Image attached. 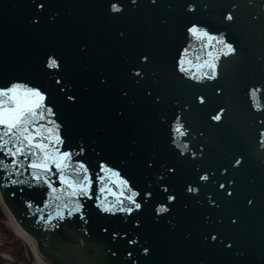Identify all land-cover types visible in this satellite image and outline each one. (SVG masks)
Wrapping results in <instances>:
<instances>
[{
  "label": "water",
  "instance_id": "1",
  "mask_svg": "<svg viewBox=\"0 0 264 264\" xmlns=\"http://www.w3.org/2000/svg\"><path fill=\"white\" fill-rule=\"evenodd\" d=\"M16 85L46 95L67 172L92 181L68 197L54 164L56 193L27 163L23 183L0 169L2 203L51 264H264V0H0V89ZM120 181L142 207L106 213L131 206Z\"/></svg>",
  "mask_w": 264,
  "mask_h": 264
},
{
  "label": "snow or ice",
  "instance_id": "2",
  "mask_svg": "<svg viewBox=\"0 0 264 264\" xmlns=\"http://www.w3.org/2000/svg\"><path fill=\"white\" fill-rule=\"evenodd\" d=\"M43 8V4L39 5ZM113 11H120V9L113 5ZM227 19L231 20L232 16L229 15ZM189 32L197 40L203 41L207 38L208 44L212 43L214 37L210 36L208 32L199 30L195 25L189 29ZM218 43L223 44V40H219ZM227 52L224 54L232 53L234 48L231 45H225ZM211 57L212 54L208 53ZM146 59V58H145ZM199 59V57H197ZM188 65H192V61H186ZM185 61H180L179 66L180 70L188 72L189 68L184 67ZM49 68H58L59 62L56 59L50 58L48 63ZM196 71L199 72L202 68H208L210 71L204 73V77L209 80L215 79V68L216 64L211 61H205L202 64L195 65ZM139 75V73H137ZM192 78H198L193 76ZM46 95L42 94L40 90H35L27 86H12L8 89H0V153H3L4 157L13 158L11 163H6L5 159H0V169H12L8 172L9 179L13 175H22V173L16 171L17 168H23L27 163V167L33 170H39L29 173L35 181H43L48 184L51 188L52 193L57 192V188L52 187L51 182L49 181V175L52 173V169L49 164H54L57 171L60 173V178L63 183L67 186L70 191H67L65 194L68 197H77V196H88L90 191L91 178L87 175L88 169L84 167L81 163L78 166L72 168L71 172H67L69 169V164L66 161H69L71 154H61L59 152L58 145L62 144L63 141L60 138L59 129L55 126L54 121L48 119L54 115L52 109L45 104ZM201 102H203L201 98ZM213 120H219L220 115L217 114L212 117ZM41 121L45 123L41 124ZM48 125H53L49 127ZM183 126L177 121L176 126L173 128L174 133V143H179L176 139L175 134L179 136H184L185 131L182 130ZM264 146V144H262ZM23 157V160L18 159ZM239 163V161H237ZM105 173L110 172V169H103ZM169 171H174L169 169ZM83 173V175H81ZM53 175L55 173H52ZM112 176H118L116 172H111ZM110 179V177H109ZM203 180H207V176L201 177ZM99 175L96 177V182L99 183ZM13 184L23 183L22 180H11ZM120 183L127 188V191L130 193L128 196L124 197L129 202L128 207L124 206V200H121L117 197L116 201L112 203L111 207L104 202L100 201V205L103 208V211L106 213H114L116 211L132 213L134 209H140L142 207L141 203L137 201L139 193L131 187H128L127 181H120ZM224 187V185H221ZM104 189L97 188V193L103 191ZM111 192L110 188L106 189ZM189 192L196 191L191 186L187 189ZM60 191H64L61 189ZM231 193H229L230 195ZM115 195V193H113ZM121 196H124L123 191L120 193ZM148 195H151L150 193ZM99 198V197H98ZM55 200L61 199L60 196H55ZM174 197H169V200H173ZM77 206L74 211L82 214V209L79 206V201H76ZM251 203V202H250ZM116 204L121 205L119 208L116 207ZM134 206V207H132ZM31 207V205H30ZM64 207H68L67 204ZM168 211L166 206H161L157 209L158 213H165ZM72 212H69L71 215ZM57 217H63L62 212L56 213ZM216 239V237H212ZM230 246V245H229ZM147 252V249H145Z\"/></svg>",
  "mask_w": 264,
  "mask_h": 264
},
{
  "label": "flooded vegetation",
  "instance_id": "3",
  "mask_svg": "<svg viewBox=\"0 0 264 264\" xmlns=\"http://www.w3.org/2000/svg\"><path fill=\"white\" fill-rule=\"evenodd\" d=\"M0 204L3 207V209H5L4 205H2L1 202ZM3 215L4 214L0 211V245H1L0 251H5V253H7L6 256H8V259L11 256L10 262L12 264H18V263L19 264H34L33 262H35V256H34L33 248L35 249V251L37 249H36L33 239L32 241L35 247H32L29 243L22 241L21 237L15 234V232L12 231L9 225H6L8 224V221L6 222ZM37 251L36 253L40 255L39 252ZM2 258H0V264H4L2 263ZM46 260L44 259L45 264H51L48 260L47 261Z\"/></svg>",
  "mask_w": 264,
  "mask_h": 264
},
{
  "label": "bare ground",
  "instance_id": "4",
  "mask_svg": "<svg viewBox=\"0 0 264 264\" xmlns=\"http://www.w3.org/2000/svg\"><path fill=\"white\" fill-rule=\"evenodd\" d=\"M1 201V198H0ZM8 212V211H7ZM10 216V215H9ZM11 223H9L11 226L12 231L15 232V234H17L19 237H21V239L23 241H25L26 243H29L32 247H35L32 241V238L23 230L20 228V226L13 220V218H11ZM30 249V248H29ZM37 251V250H36ZM35 249L33 248V252H34V256H35V261L37 262L36 264H45L44 263V259L46 260V258H44L42 255H38L36 253ZM32 252V251H31ZM38 252V251H37ZM31 254V253H30ZM40 254V253H39ZM8 257V256H7ZM44 258V259H43ZM33 261V260H32ZM47 261V260H46ZM19 264V263H18Z\"/></svg>",
  "mask_w": 264,
  "mask_h": 264
},
{
  "label": "rangeland",
  "instance_id": "5",
  "mask_svg": "<svg viewBox=\"0 0 264 264\" xmlns=\"http://www.w3.org/2000/svg\"><path fill=\"white\" fill-rule=\"evenodd\" d=\"M1 202V201H0ZM2 203V202H1ZM2 205H3V203H2ZM5 208V207H4ZM0 211L4 214L3 215V217H4V219L6 220V222L8 221V224H6V225H9L10 227L12 226V225H10L9 223H11V219H10V216H11V214L9 213V212H7L8 210L5 208V209H3V207L1 206V204H0ZM5 214H6V216H5ZM10 215V216H9ZM11 218H12V216H11ZM23 241V240H22ZM0 247H1V245H0ZM1 250V249H0ZM7 255V253H5V251H0V258H2V263H4V264H12L10 261H11V256H10V258L8 259V257L6 256ZM34 264H36L37 262L35 261V262H33ZM43 264V263H42Z\"/></svg>",
  "mask_w": 264,
  "mask_h": 264
}]
</instances>
